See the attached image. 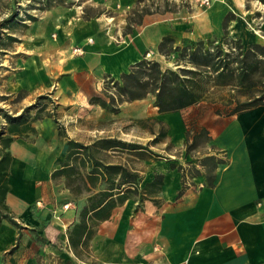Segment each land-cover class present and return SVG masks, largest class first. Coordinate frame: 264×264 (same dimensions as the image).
Instances as JSON below:
<instances>
[{"label": "crops", "instance_id": "obj_1", "mask_svg": "<svg viewBox=\"0 0 264 264\" xmlns=\"http://www.w3.org/2000/svg\"><path fill=\"white\" fill-rule=\"evenodd\" d=\"M213 2L209 10L198 14H144L128 30L137 0H83L73 6L50 0L40 17L29 15L18 28L3 29L10 32L6 36L13 37L15 45L0 49L6 68L0 97L20 100V107L13 111L18 115L37 97L48 96L57 105L58 121L65 131L60 137L54 117L44 116L33 123L35 135L16 138L10 146V190L7 209L0 213L9 214L20 227L0 216V264H264V106L232 116L218 114L219 105L208 102L187 108L204 109L195 134L206 129L210 138L192 157L185 156L188 127L183 112L187 109L162 114L152 95L120 104L118 113L93 102L105 98L106 79H119L145 58L160 64L167 61L157 50L167 36L185 45L222 38L223 21L230 12L237 20L229 23V34L245 44L256 41L259 34L238 25L243 14L237 13L232 0ZM86 4L102 11L85 18ZM8 62L14 65L12 72ZM50 101L46 113L52 112ZM119 118L160 125L167 136L154 145L169 137L181 152L176 165L196 164L199 174L187 177L181 195L182 173L172 160L155 159L151 153L159 133L143 130L129 136L119 129ZM104 138L149 145L142 158L144 170L135 165L129 169L138 171L140 189L157 174L164 176L163 184L158 197H149L138 211L133 195L116 206L109 218L96 225L89 221L95 234L85 245V237L81 239L76 250L82 257H78L70 243L71 231L80 222L87 198L107 185L101 182L77 196L65 178L54 173L66 158L68 141L88 146ZM118 153L102 154L106 162L120 164L114 161ZM208 156L224 160L214 172L213 186L199 163Z\"/></svg>", "mask_w": 264, "mask_h": 264}, {"label": "trees", "instance_id": "obj_2", "mask_svg": "<svg viewBox=\"0 0 264 264\" xmlns=\"http://www.w3.org/2000/svg\"><path fill=\"white\" fill-rule=\"evenodd\" d=\"M143 1L137 0L138 3ZM259 1L264 5V0ZM85 13V18L90 17ZM233 20L234 15L225 16L224 34L220 39L215 37L199 40L194 45H185L178 43L173 36L165 37L157 50L167 60L174 59L176 69H163L159 62L145 58L134 64L129 72L122 74L119 79L109 78L117 90L118 101L114 95L107 92L108 87H105L104 93L109 101L105 98H95L93 102L118 113L120 109L115 103L123 104L152 95L155 98V106L162 114L183 111L208 102L219 105L217 113L227 116L264 106V44L258 41L264 40V30L263 36H257L256 41L245 44L242 38L230 36L228 25ZM131 22L140 21L129 19L128 30L131 29ZM44 101H50L49 97L39 96L36 103L27 106L18 115L0 108V116L6 122L5 127L0 129V211L7 209L5 198L10 190V146L16 138L26 139L32 134L35 135L34 122L42 120L44 116L53 118L52 113H44L46 104L39 108V104ZM33 110H36L34 116ZM166 136L167 134L161 131L152 144L158 143ZM209 139L206 129L195 134L191 141L187 132L185 156L207 144ZM108 150L127 151L142 160L144 150L149 149L139 144L110 138L98 140L88 146L70 140L67 142V155L61 169L54 173L55 177L63 176L66 186L77 196L83 194L84 189L89 192L90 188H96L101 182L107 185L87 198V203L80 212V222L71 231L70 243L78 257L81 255L76 249L81 239L85 237L82 243L85 245L95 234L89 221L96 225L99 221L109 218L116 206L124 204L133 195L139 202L136 209L138 211L151 194L159 193L163 184L164 176L157 174L152 183L140 189L141 177L138 171H132L124 163L106 162L107 158L102 153ZM199 163L206 168L205 176L209 186H213L214 172L224 160L208 156L200 159ZM172 164L182 173L183 187L179 192L181 195L186 187L187 177L195 176L199 172L195 163L191 164L192 170L189 174L185 173L182 165H176L174 161ZM153 201L158 203L156 199ZM0 216L8 218L13 225L20 227L9 214L0 213Z\"/></svg>", "mask_w": 264, "mask_h": 264}, {"label": "rangeland", "instance_id": "obj_3", "mask_svg": "<svg viewBox=\"0 0 264 264\" xmlns=\"http://www.w3.org/2000/svg\"><path fill=\"white\" fill-rule=\"evenodd\" d=\"M57 4H61L63 2H66L65 5L73 6L76 3H82L83 0H55ZM203 0H144L141 3H138L135 5V8L132 10L131 15H129V19L131 21H140L141 17L144 14H149L153 12H162V11H169V12H181L182 14H185L186 12L192 13V14H198L201 11L209 10L212 5L215 3L213 0H211L210 6H202ZM236 5L237 13L241 12L243 14V18L240 17V20L238 21V25H240L243 29H247L248 31L252 33H257L260 36H263V30H264V5L259 0H232V4ZM50 0H0V49L3 47H14L13 43V37H7V33L3 29L4 28H18V26L23 25L22 21L26 20L29 15H35V17H40L43 14V11L49 8L50 6ZM85 11L87 12V15L94 16L96 14H99L101 12L100 7H94L90 4H86L84 7ZM240 14V13H239ZM228 15L232 16L233 13L230 12ZM235 16V15H234ZM237 18V17H236ZM237 20V19H235ZM8 21V22H6ZM11 31V30H9ZM231 36V35H230ZM233 37V36H231ZM264 37V36H263ZM5 58L3 59V52L0 50V82H1V74H3L6 70V68L3 67V63ZM174 60V59H173ZM173 60H167L164 61V63L161 64L163 69H176L175 63ZM155 61V60H151ZM10 62V61H9ZM7 63L8 71L12 72V69L14 68V65L11 63ZM9 72V73H10ZM8 73V74H9ZM7 74V75H8ZM5 77V76H4ZM110 79H106L105 87H108L107 92L109 94L114 95L116 98V101H118V93L116 88L113 86V83L110 82ZM105 95V93H104ZM11 97H0V108H3L5 110H12V112L17 110L20 105L18 99L15 100H7ZM38 99V97H37ZM37 99L35 103L37 102ZM105 99L109 101L107 96H105ZM46 103L49 104L48 101L41 102L39 104V108H42ZM51 113L54 117V122L57 127V131L60 135V137H64V131L65 127L62 124V122L58 121V114H57V105L54 101L51 102ZM10 105V106H9ZM119 103H115V106L119 107ZM47 106V105H46ZM112 107V106H110ZM33 112V111H32ZM46 114V112H44ZM43 113V114H44ZM12 114H15L13 112ZM44 114V115H45ZM204 114L203 108H195L193 110L187 109L183 112V117L185 118L187 127H188V133L189 138L192 139L195 132L200 130V124L199 120L203 119L201 116ZM173 115V114H172ZM146 121V120H145ZM105 123V122H104ZM117 123L119 125V129L123 131L124 133L127 132L129 136H136L139 132L146 130V132H157L160 133L161 127L160 125L153 123L152 121H146V124L140 123V120L136 119H130V118H119L117 120ZM145 123V122H144ZM6 122L2 116H0V129L5 127ZM145 126V127H144ZM134 130L131 132V130ZM126 131V132H125ZM158 137V135H157ZM128 138V137H127ZM131 140H137V138L133 137L130 138ZM156 139V138H155ZM163 139V138H162ZM161 141V140H160ZM149 147V145H147ZM151 153H153V158L155 159H166L168 161H175L176 157H181V152L177 150L170 142V138H167V141L163 143L154 145L151 150ZM129 152L124 151L120 152L115 155L114 161H120V163H124L126 165L134 166L139 169L140 171L144 170L145 165L142 160L129 158L128 156ZM190 156H196V152L193 151L190 153ZM134 159V160H133ZM185 173L191 172V165H185L183 166ZM151 197H158V194H151Z\"/></svg>", "mask_w": 264, "mask_h": 264}, {"label": "built area", "instance_id": "obj_4", "mask_svg": "<svg viewBox=\"0 0 264 264\" xmlns=\"http://www.w3.org/2000/svg\"><path fill=\"white\" fill-rule=\"evenodd\" d=\"M201 5L202 6H210L211 5V0H203Z\"/></svg>", "mask_w": 264, "mask_h": 264}]
</instances>
